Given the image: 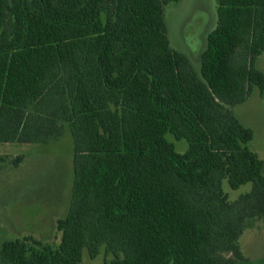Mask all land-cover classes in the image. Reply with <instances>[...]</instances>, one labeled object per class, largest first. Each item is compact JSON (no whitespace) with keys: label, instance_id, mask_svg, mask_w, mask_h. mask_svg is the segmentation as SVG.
Wrapping results in <instances>:
<instances>
[{"label":"trees","instance_id":"16d2710c","mask_svg":"<svg viewBox=\"0 0 264 264\" xmlns=\"http://www.w3.org/2000/svg\"><path fill=\"white\" fill-rule=\"evenodd\" d=\"M179 1L0 0V144L74 143L59 245L6 241L0 264H84L102 249L105 264L248 263L264 160L234 108L264 92V0H217L199 69L170 42ZM24 160L0 156V172ZM225 184L251 189L231 200Z\"/></svg>","mask_w":264,"mask_h":264},{"label":"rangeland","instance_id":"374dc122","mask_svg":"<svg viewBox=\"0 0 264 264\" xmlns=\"http://www.w3.org/2000/svg\"><path fill=\"white\" fill-rule=\"evenodd\" d=\"M172 47L184 53L199 69L201 56L207 47V36L216 27L217 0H180L165 10ZM257 68L264 73V53L258 58ZM239 120L254 131L249 147L264 160V92L255 89L249 99L234 108ZM169 141L184 153L186 140ZM25 156L18 168L9 166L0 172V246L10 240L31 236L43 243L58 246L60 233L57 221L69 212L74 180V143L71 134L46 145L0 144V156ZM225 188L231 200L248 192L251 185L231 190ZM245 264H264V223L247 230L240 239ZM112 259L102 249L96 257L87 250L84 264H105Z\"/></svg>","mask_w":264,"mask_h":264}]
</instances>
